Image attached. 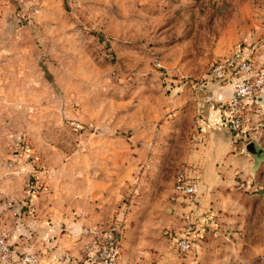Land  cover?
<instances>
[{
  "label": "rangeland",
  "instance_id": "rangeland-1",
  "mask_svg": "<svg viewBox=\"0 0 264 264\" xmlns=\"http://www.w3.org/2000/svg\"><path fill=\"white\" fill-rule=\"evenodd\" d=\"M235 49L264 59V0H0V231L13 249L12 227L51 218L54 200L60 218L91 213V231L64 229L80 255L47 264H86L85 245L113 234L124 260L191 264L175 249L186 167L204 258L264 264V104L221 146L201 117L199 84Z\"/></svg>",
  "mask_w": 264,
  "mask_h": 264
},
{
  "label": "built area",
  "instance_id": "built-area-1",
  "mask_svg": "<svg viewBox=\"0 0 264 264\" xmlns=\"http://www.w3.org/2000/svg\"><path fill=\"white\" fill-rule=\"evenodd\" d=\"M230 81L233 93L229 97L225 114L231 130L239 131L244 126V110L249 103L259 104L258 98L264 96V68H257L251 58L249 49H235L228 56L217 60L211 67L207 79L199 84L204 87L208 82L223 83ZM38 188L32 180L26 182V193L32 196ZM175 192L188 202L191 210L185 215L186 228L175 241V249L179 254H188L194 246L193 233L198 218L197 203L199 199V184L191 178L186 167L179 168L174 175ZM84 251L88 257L86 264H123L122 242L112 241L109 238H94L85 245ZM17 251L3 231H0V264H38L40 255L35 252Z\"/></svg>",
  "mask_w": 264,
  "mask_h": 264
},
{
  "label": "crops",
  "instance_id": "crops-1",
  "mask_svg": "<svg viewBox=\"0 0 264 264\" xmlns=\"http://www.w3.org/2000/svg\"><path fill=\"white\" fill-rule=\"evenodd\" d=\"M253 62L255 63L254 60ZM255 66L257 68H264V59H261L259 64L255 63ZM232 93L233 87L230 81L223 83L208 82L207 85L201 87L200 106L202 122L205 123L206 126H210L211 130L216 131L215 142L219 144V146L227 141L225 140V137L228 136V133L231 131L225 114V106ZM263 104L264 101L259 103L258 106L260 107ZM254 106L253 103L248 104V108L252 107L253 110L255 109ZM259 107L257 109H259ZM199 188H201L200 183ZM199 194L198 202L200 203L202 192L200 191ZM52 201L53 204H47L49 205L47 210L49 211V217L51 218H41L40 220L30 221L29 218L24 215L22 218L23 228L17 224L12 227L14 237L19 235V241L14 246L15 250L19 251V249L22 248L24 249L23 252H39L41 259L38 264H47L54 255L58 258H72V255H80V252H78V246L81 245L83 240H80L77 243L74 242V240L70 239V234L62 232L64 229H68L69 227V229L76 228L78 231L81 229L91 231V213L87 216L85 214L75 213L72 216H67L62 213L64 216L60 218V205L54 200ZM15 220L17 219L15 218ZM25 225H28V228L25 227ZM30 231L32 233H30ZM21 232L26 233L29 238L26 239V237L21 236ZM23 239L24 242H22ZM192 253L194 254L195 260L191 262V264H213L214 258H211V260L209 258H204L199 243L196 244L194 242L193 250L190 254ZM195 254H197L199 258L195 256ZM138 259L140 258H130L126 259L128 261L126 262L122 257V262L123 264H137ZM176 263H180V261L177 260ZM11 264L17 263L12 262Z\"/></svg>",
  "mask_w": 264,
  "mask_h": 264
},
{
  "label": "water",
  "instance_id": "water-1",
  "mask_svg": "<svg viewBox=\"0 0 264 264\" xmlns=\"http://www.w3.org/2000/svg\"><path fill=\"white\" fill-rule=\"evenodd\" d=\"M259 103L264 101V96H260L258 98ZM247 150L251 152L254 156H260L263 153V149L257 148V146L254 143H249L247 145Z\"/></svg>",
  "mask_w": 264,
  "mask_h": 264
},
{
  "label": "trees",
  "instance_id": "trees-1",
  "mask_svg": "<svg viewBox=\"0 0 264 264\" xmlns=\"http://www.w3.org/2000/svg\"><path fill=\"white\" fill-rule=\"evenodd\" d=\"M32 196H33V195H32ZM108 238H109L110 240H112V241H115V240H119V241H121L120 236L117 235V234H113L112 236H109Z\"/></svg>",
  "mask_w": 264,
  "mask_h": 264
}]
</instances>
